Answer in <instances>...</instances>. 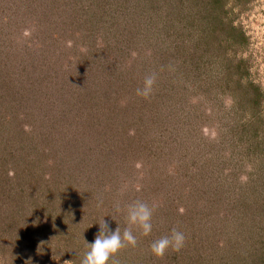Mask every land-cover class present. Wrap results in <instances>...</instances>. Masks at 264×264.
Instances as JSON below:
<instances>
[{"label": "rangeland", "instance_id": "obj_1", "mask_svg": "<svg viewBox=\"0 0 264 264\" xmlns=\"http://www.w3.org/2000/svg\"><path fill=\"white\" fill-rule=\"evenodd\" d=\"M136 201L108 264H264V0H0V264H81Z\"/></svg>", "mask_w": 264, "mask_h": 264}, {"label": "clouds", "instance_id": "obj_2", "mask_svg": "<svg viewBox=\"0 0 264 264\" xmlns=\"http://www.w3.org/2000/svg\"><path fill=\"white\" fill-rule=\"evenodd\" d=\"M153 79L147 77L145 79L144 88L138 89L137 93L147 96ZM119 211V207L117 206ZM127 224L123 233L120 227L112 230L105 219L98 224L99 231L95 235L94 241L87 244V251L85 252L81 264H108L109 260L114 257L126 245L135 246L136 237L133 235L132 228L140 229L141 234L148 236L152 231V209L144 202L136 201L127 207ZM185 237L183 233L177 231L175 228L170 235L162 236L154 240L150 246L151 253L157 257H163L166 251L171 248L173 251L179 252L184 246ZM31 260H26L25 264H29ZM64 264H72V260H65Z\"/></svg>", "mask_w": 264, "mask_h": 264}]
</instances>
